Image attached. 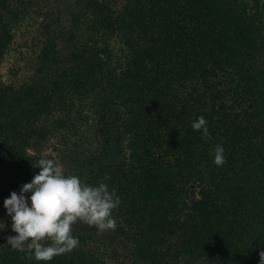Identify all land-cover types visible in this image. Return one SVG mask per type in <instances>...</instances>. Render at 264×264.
I'll use <instances>...</instances> for the list:
<instances>
[{
	"label": "trees",
	"instance_id": "obj_1",
	"mask_svg": "<svg viewBox=\"0 0 264 264\" xmlns=\"http://www.w3.org/2000/svg\"><path fill=\"white\" fill-rule=\"evenodd\" d=\"M20 2L0 0V57ZM71 17L67 30L43 33L29 82H0V203L48 158L28 149L64 125L56 113L85 102L98 147L78 166L87 170L84 183L116 189L110 231L130 250L72 231L79 244L71 252L29 260L3 226L0 264H110L122 256L128 264H259L262 0H73ZM200 116L208 141L191 127ZM217 144L226 160L219 167Z\"/></svg>",
	"mask_w": 264,
	"mask_h": 264
},
{
	"label": "clouds",
	"instance_id": "obj_2",
	"mask_svg": "<svg viewBox=\"0 0 264 264\" xmlns=\"http://www.w3.org/2000/svg\"><path fill=\"white\" fill-rule=\"evenodd\" d=\"M191 127L201 132L203 140L211 139L203 116ZM212 154L216 166L225 164L222 145H215ZM33 167L39 169L38 174L20 187L19 194L13 191L3 202L15 233L6 238L12 249L25 252L29 260L46 262L78 246L79 239L72 235V225L77 221L94 225L101 232L115 230L117 221L112 211L121 202L115 188L109 190L103 182L89 185L76 175H66L53 159L41 158ZM259 256V264H264V252Z\"/></svg>",
	"mask_w": 264,
	"mask_h": 264
},
{
	"label": "rangeland",
	"instance_id": "obj_3",
	"mask_svg": "<svg viewBox=\"0 0 264 264\" xmlns=\"http://www.w3.org/2000/svg\"><path fill=\"white\" fill-rule=\"evenodd\" d=\"M13 4L18 17L11 26V40L0 57V82L20 85L27 83L36 75V54L43 39V33L56 31L59 28L72 27L73 0H20ZM264 3V0H262ZM110 46L118 51L117 36L110 37ZM63 109V108H62ZM60 109V110H62ZM56 119H63L64 125L50 132L45 140L34 141L29 152L53 159L65 171V174L78 176L83 182L86 169L78 166V159L98 147L92 134V115L85 102L74 101L71 107L56 113ZM26 196L29 194H25ZM0 203V227H11V218L7 215L3 202ZM73 232L89 234L104 240L124 251L129 246L110 230L99 231L94 225L77 221L72 225ZM110 264H128L125 257L108 260Z\"/></svg>",
	"mask_w": 264,
	"mask_h": 264
}]
</instances>
